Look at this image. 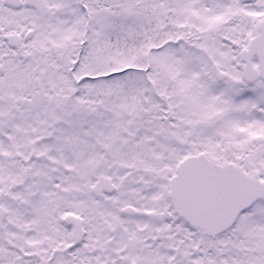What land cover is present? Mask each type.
<instances>
[{
	"label": "snow or ice",
	"instance_id": "snow-or-ice-1",
	"mask_svg": "<svg viewBox=\"0 0 264 264\" xmlns=\"http://www.w3.org/2000/svg\"><path fill=\"white\" fill-rule=\"evenodd\" d=\"M0 264H264V0H0Z\"/></svg>",
	"mask_w": 264,
	"mask_h": 264
}]
</instances>
